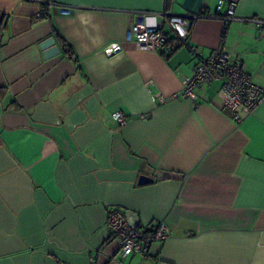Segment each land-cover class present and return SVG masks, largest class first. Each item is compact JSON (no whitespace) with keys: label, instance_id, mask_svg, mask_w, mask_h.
I'll return each instance as SVG.
<instances>
[{"label":"crops","instance_id":"1","mask_svg":"<svg viewBox=\"0 0 264 264\" xmlns=\"http://www.w3.org/2000/svg\"><path fill=\"white\" fill-rule=\"evenodd\" d=\"M218 1L0 0V264H264V102L239 123L220 83L180 97L199 61L187 46L101 53L142 13L165 31L166 12L200 14L188 44L225 47L264 88V0H222L228 22L209 17ZM115 209L172 236L121 258Z\"/></svg>","mask_w":264,"mask_h":264},{"label":"built area","instance_id":"2","mask_svg":"<svg viewBox=\"0 0 264 264\" xmlns=\"http://www.w3.org/2000/svg\"><path fill=\"white\" fill-rule=\"evenodd\" d=\"M236 7L237 3L234 1L220 0L215 6V12L209 17L228 22L235 17ZM42 16L43 14H40V17ZM201 16L200 14L177 16L166 12L161 16L169 29L165 31L161 26L150 25L149 15L142 13L127 29L123 41L108 44L101 53L105 57L118 55L123 52L124 44L132 45L138 51L163 54L171 45L187 46L192 55L199 57V61L193 70L194 73L182 80L183 90L179 96H187L197 86L220 83L217 94L224 107L228 108L233 118L240 123L245 115L251 114L257 105L264 102V88L251 81L241 66L232 61L225 47L217 48L204 58L198 54L197 48L188 44L192 22ZM161 100L163 101V98ZM112 119L119 126H123L128 120L123 112H113ZM107 224L110 236L118 242L121 258L134 254L147 256L153 243L162 244L172 236L169 228L161 221L154 222L151 226L134 228L127 223L123 212L118 209L109 212Z\"/></svg>","mask_w":264,"mask_h":264},{"label":"water","instance_id":"3","mask_svg":"<svg viewBox=\"0 0 264 264\" xmlns=\"http://www.w3.org/2000/svg\"><path fill=\"white\" fill-rule=\"evenodd\" d=\"M40 49L42 51V56L45 60L49 58L57 57L59 54V48L57 47L52 37H49L45 39V41L41 42ZM151 181L152 178H148L146 176H140L138 180V184H147L150 183Z\"/></svg>","mask_w":264,"mask_h":264},{"label":"trees","instance_id":"4","mask_svg":"<svg viewBox=\"0 0 264 264\" xmlns=\"http://www.w3.org/2000/svg\"><path fill=\"white\" fill-rule=\"evenodd\" d=\"M62 49L64 50L65 54L68 55L69 58H73L74 54L70 46L62 45Z\"/></svg>","mask_w":264,"mask_h":264}]
</instances>
